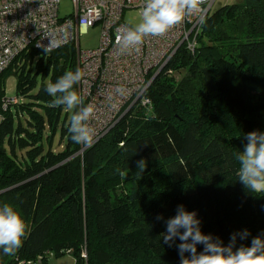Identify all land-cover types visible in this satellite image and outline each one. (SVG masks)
Here are the masks:
<instances>
[{
	"label": "trees",
	"instance_id": "1",
	"mask_svg": "<svg viewBox=\"0 0 264 264\" xmlns=\"http://www.w3.org/2000/svg\"><path fill=\"white\" fill-rule=\"evenodd\" d=\"M74 53L71 45L30 49L0 73L16 77L20 98L0 120V206L27 224L22 247L15 256L0 250V264L47 251L74 264H181L179 239L169 246L161 235L181 204L225 246L245 229L237 248L264 238V193L238 180L236 160L246 134L264 132V0L210 13L195 52L179 50L152 81L150 106L132 108L82 152L68 131L75 110L50 108L45 91L75 71ZM56 133L63 149L53 152Z\"/></svg>",
	"mask_w": 264,
	"mask_h": 264
},
{
	"label": "built area",
	"instance_id": "2",
	"mask_svg": "<svg viewBox=\"0 0 264 264\" xmlns=\"http://www.w3.org/2000/svg\"><path fill=\"white\" fill-rule=\"evenodd\" d=\"M144 2L72 0L73 13L60 17L59 0H0V73L30 49L48 53L62 46H73L75 68L85 73L77 91L85 104L94 106L90 120L96 132L93 146L132 108L150 106L147 93L152 81L179 50L195 52L215 0H205L201 12L188 16L165 35L146 37L138 53L120 54L117 37L123 28L131 27L123 21V13L128 9L141 13ZM97 24L101 28L99 45L81 50L80 33ZM117 88H123L124 93L118 94ZM19 100L17 96L0 97V120L3 111L17 105ZM91 146L80 145V152ZM45 256L52 253L47 251L35 262L26 264L41 262Z\"/></svg>",
	"mask_w": 264,
	"mask_h": 264
},
{
	"label": "clouds",
	"instance_id": "3",
	"mask_svg": "<svg viewBox=\"0 0 264 264\" xmlns=\"http://www.w3.org/2000/svg\"><path fill=\"white\" fill-rule=\"evenodd\" d=\"M204 3L205 0H145L140 13L141 22L135 27L123 28L117 37L119 53H138L146 37L165 35L188 16L201 12ZM84 76L80 68L66 71L54 83H48L45 91L53 97L48 105L50 108L64 106L75 110L68 128L71 140L78 145L91 146L96 136L95 129L90 125L94 106L85 104L84 97L75 89ZM116 92L122 95L124 89L117 88ZM245 138L244 150L236 156L238 180L251 193H264V132L252 131ZM146 167V160H139L137 173L142 174ZM156 219L162 220V214ZM165 224L166 231L161 234L163 242L172 246L176 238L179 239L176 247L181 264H264V238L261 236L253 237L250 246L236 247L238 236L245 240L250 235L247 229L232 233L230 242L225 246L219 237L204 234L197 213L187 211L182 204L177 206L176 214ZM26 231V221L13 206L8 203L0 206V250L4 255H16L23 245ZM198 245H203V251H197Z\"/></svg>",
	"mask_w": 264,
	"mask_h": 264
},
{
	"label": "rangeland",
	"instance_id": "4",
	"mask_svg": "<svg viewBox=\"0 0 264 264\" xmlns=\"http://www.w3.org/2000/svg\"><path fill=\"white\" fill-rule=\"evenodd\" d=\"M238 2H242V0H215L210 13H213L222 6L238 3ZM73 11H74V6L72 0H59L58 14L60 17L68 16L72 14ZM122 18L123 21L129 24L131 27H135V25L140 23L142 19L138 9L125 10ZM100 31L101 28L100 25L98 24L82 31L78 38L79 48L81 50L95 49L99 45ZM182 74L183 72H178V71L173 73L172 80L174 81V83L178 82ZM16 84H17V80L14 75L7 74L6 72L2 73L0 75V90H2L1 96L3 95L5 97L17 96ZM23 101L25 100L23 99ZM68 111L70 113L71 110L68 109ZM58 141H59V134L56 133L51 144V148L53 152H57L63 149V145L59 144ZM35 264H74V257L70 254H64L61 256H50L46 261L37 262Z\"/></svg>",
	"mask_w": 264,
	"mask_h": 264
}]
</instances>
